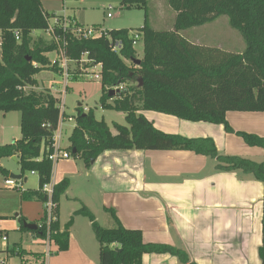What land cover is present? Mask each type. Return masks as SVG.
Instances as JSON below:
<instances>
[{
    "label": "trees",
    "instance_id": "1",
    "mask_svg": "<svg viewBox=\"0 0 264 264\" xmlns=\"http://www.w3.org/2000/svg\"><path fill=\"white\" fill-rule=\"evenodd\" d=\"M121 1L127 9L145 11V24L136 31L144 47L142 59L137 57L134 35L128 29L108 31L107 36L98 39L78 40L70 35L66 39L69 59L80 64L86 55L93 64L102 65L101 106L124 113L126 126L115 124L116 134H113L104 121L96 120L92 111L85 113L79 105L68 151L80 155L87 167L106 151H191L215 159L220 171L250 174L264 186V160L255 162L221 155L211 138L165 133L138 114L153 111L188 122L223 125L226 132L241 136L248 146L264 150V137L236 132L227 121L229 112H264V0H168L175 13L170 30L150 27L149 0ZM222 16H227L231 27L241 34L246 45L242 53L197 45L182 35ZM49 21L50 15L44 11L41 0H0V112H20L22 134L19 140L0 145V176L9 177L1 161L15 157L22 177L35 172L39 179V191L25 192L23 197H36L42 203L47 198L40 188L53 177L54 166L47 153L58 127L60 101L50 90L35 89L36 76L50 70L48 54L56 52L57 45L53 40L34 39L33 33L48 32ZM54 31L62 34L58 27ZM136 60L141 61L140 65L134 63ZM126 83L132 86L116 89ZM111 90L115 91L113 97L109 96ZM41 156L42 160L38 161ZM69 186V179L55 185L56 221L48 227L45 217L37 231H30L43 239L50 231V240L62 252L69 249L70 225L64 232L60 230L59 201ZM77 213L92 223L100 264H143L147 254H169L181 264H196L183 249L145 243L141 230L126 229L117 219V227L107 229L97 223L86 207ZM24 221L20 219L21 230L29 231L23 226ZM15 251L6 252L10 256L22 253L21 249ZM259 255L264 264V194Z\"/></svg>",
    "mask_w": 264,
    "mask_h": 264
},
{
    "label": "crops",
    "instance_id": "2",
    "mask_svg": "<svg viewBox=\"0 0 264 264\" xmlns=\"http://www.w3.org/2000/svg\"><path fill=\"white\" fill-rule=\"evenodd\" d=\"M59 1L63 2V16L68 15L69 9L74 10L73 7L69 8L65 4L66 0ZM41 2L44 11H46L43 6V2L46 0H41ZM94 2L97 3V6L99 5L98 7H104L101 0H94ZM87 3H92V1ZM149 6L155 15L154 18L153 16L148 18L150 27L155 30L172 29L175 13L170 8L168 0H149L147 11ZM88 7L93 9L91 4H88ZM105 15L108 17V11ZM72 18L75 19V17ZM83 21L93 27L100 26L95 21ZM190 30L182 32V35L184 36ZM34 35L35 33H33ZM229 114L230 112L227 114V120L234 131L264 137V112H248L238 116ZM183 122L179 125L180 129L187 130V127L192 125L198 127L201 134L197 136L183 132L173 134L186 138H211L215 141L218 152L223 150L222 153L227 155H236L231 148L235 142L241 146L243 143L251 148L246 149L249 151L245 153L264 159L263 149L250 147L243 139L241 143L234 137V133L226 132L223 125L193 123L184 120ZM232 123H238L234 124L238 130L232 126ZM239 125H242V128ZM155 128L157 127L155 126ZM0 129L5 131L3 126ZM195 130L191 133H196ZM0 139H4L2 134ZM221 145H223L222 148H220ZM252 157L247 155L249 159ZM91 165L101 167L99 176L96 175V178L100 181L103 195L100 200L101 204L95 208L96 211L104 215L105 218H108L110 213L114 222L117 223V219L126 229L141 230L145 243L165 244L181 248L196 264H249L252 255H256L257 249L259 251L262 245L264 186L253 176L243 172L241 174L240 171H220L215 159L181 150L106 151ZM88 172L89 176L95 174L90 170ZM60 177L62 181L66 179H63V175ZM27 182L24 180V183ZM60 182L56 181L55 185ZM1 185L0 193L3 190ZM0 198L3 196L0 195ZM22 199L20 212L15 216L19 217L20 226V219L38 225L44 216L43 203L36 197L30 199L22 197ZM84 207L94 215L97 221L96 213L94 214L82 202L81 209ZM3 215L5 214L0 210V232L9 236L5 229H8L10 223L4 220L5 216ZM89 226L92 228L91 221ZM32 234L38 237L36 234ZM45 247H42L41 251H29L28 257L22 258V264H34L37 260L41 261V258L42 260L44 258V264H56L64 258L66 260L88 259L89 255L88 246H85L82 241L79 242L72 233L67 251L55 254L53 243L49 244L47 240ZM6 248L22 250V245L19 242L13 246L7 243L3 245V249ZM146 258L149 259L146 260ZM166 258L163 257L160 260L166 262ZM160 260L145 255L143 264L145 261L151 263ZM177 264H179L178 261Z\"/></svg>",
    "mask_w": 264,
    "mask_h": 264
},
{
    "label": "rangeland",
    "instance_id": "3",
    "mask_svg": "<svg viewBox=\"0 0 264 264\" xmlns=\"http://www.w3.org/2000/svg\"><path fill=\"white\" fill-rule=\"evenodd\" d=\"M89 1H92V3H87ZM101 2L104 3V7L102 8L98 7L99 5L97 6V3L95 4L94 0H66L65 4H67L69 8H74V10L69 9L67 16H63L64 7L62 1L46 0V2H43V6L50 15L49 23L51 27L56 24V21L59 18L63 17L68 19L75 17L74 21L81 27H93V25L83 21L89 20L92 22H97V24L100 25L99 28L103 29L104 31L108 32L112 30L128 29L131 31V35H134L138 29L144 26V10L135 8L127 9L122 5L121 0H101ZM88 4H91L93 9L88 7ZM106 11H108V14H111V18H108L105 15ZM147 12L148 18H152V16L153 18L155 17L154 11H152L150 6ZM34 33V39L41 37L45 41L52 40V35L49 32L35 31ZM184 36L194 44L197 43L219 47L222 50L233 53H242L246 47L241 34L231 27L227 16L219 17L209 24L191 29L190 31L186 32ZM136 52L138 59L143 57L144 47L142 43L139 42V44L136 46ZM56 58V52H53L49 55V59L51 61L55 60ZM51 61L50 65L52 64ZM69 69L70 79L67 82L65 95L62 94L64 90V86H62L64 82L63 77L59 75V70L52 66L50 70H43L36 76L37 86L35 87L37 90H50V92L59 99L60 103L61 100L64 101L65 120L62 123L59 131L56 132V134L60 133V145L64 150H69L70 148V136L72 135V132L76 126L77 108L79 105L82 106L85 113L92 111L96 120L104 121L110 127L113 134H116V130L114 128L115 124L126 126L124 113L117 112L112 109H104L101 106L100 99L103 94L100 79L101 67H93L90 63H85L82 65L81 63L78 64L75 61H72L69 64ZM131 86V83H126L121 85L119 90L127 89ZM246 113L248 112H230L229 115L238 116L245 115ZM138 114H143L147 119L152 121L157 128L170 134H178L179 132H183L191 136H197L201 134L199 128L192 125L188 126L187 130L180 129L179 125L184 123L183 120L171 115L153 111H140ZM69 118H72L73 121L70 122L68 120ZM232 124V126L237 129L235 125L238 123ZM1 126L5 128V131H1L0 129V133L4 136V139H0L1 145L11 144L15 140L20 139L22 136L21 113L0 112V128ZM239 126L242 128V125ZM194 129H196V133H191L192 131L194 132ZM234 137L238 139V141L243 139L241 136H237L236 134ZM222 147L223 145L220 146V148ZM231 148H233L232 152H234L236 155H227L222 153L224 152L223 150L220 151V153L226 156H237L242 158H247V155L253 156L251 160L255 162H262L264 160L260 156L257 157L256 155L245 153L246 151H249L246 149L251 148H248L243 143L241 146L237 145L235 142V145L231 146ZM40 159H42V156ZM1 165L9 172L8 178H10L12 174L21 175L20 166L12 158L3 159L1 161ZM98 165L95 167L93 165L87 167L80 155H72L68 161H62L54 165L53 182L55 183L58 180L59 182L62 181L60 180L61 175L64 176L63 179L66 178L70 181L69 188L61 195L59 201L58 220L60 230L64 232L66 231V227L70 225V234L72 233L76 238H78L79 242L82 241L83 244L88 246L89 249L88 259L73 258L66 260L64 258L63 260L56 262V264H100L99 246L94 232L89 226L90 220L86 216L78 214L76 211L81 209L82 202L85 203L94 214L96 213V218L99 225L107 229H113L117 227V223L114 222L110 213L108 214V218H105L104 215H102L100 212H97L95 209L101 204L100 200L103 195L100 181L96 178V175L99 176L101 169V167ZM88 169L93 171L95 174L89 176ZM240 173L242 174V172ZM25 178L28 179V182L22 185V191H20L7 189L5 186V180L7 178L0 176V185L2 184L1 187L3 188L2 192L0 193V195L3 196V198H0V210H2L5 214L3 215L5 216L4 220L10 223L7 227L8 229H5L9 234L8 243L10 246H13L16 242H19L22 245L21 255L10 257L7 264H22V258H27L29 251L33 250L34 252H37L41 251L42 247L46 248V239L35 237L30 231L21 230V226L18 222L19 217H15L16 214L20 212V203L23 200L22 197L24 196L25 192L36 193L39 191V179L37 175L33 174V172H27L23 177V180ZM17 182H19V180ZM43 205L44 216L42 220L46 217L45 204L43 203ZM53 245L55 248V254L61 252L59 245L55 244L54 242ZM75 252H77L76 249ZM163 255L165 254H147V257H151L155 260L163 259V257H167V260L166 262H164V260H160L158 262L152 261L151 263L145 261V264H173V262L174 264H177L178 259L176 257H173L169 254L167 256ZM147 259L149 258H146V260ZM178 263L181 264L179 261ZM34 264H44V258L43 260L41 258V261L37 260V262ZM249 264H262L258 249L256 255H252V259Z\"/></svg>",
    "mask_w": 264,
    "mask_h": 264
},
{
    "label": "built area",
    "instance_id": "4",
    "mask_svg": "<svg viewBox=\"0 0 264 264\" xmlns=\"http://www.w3.org/2000/svg\"><path fill=\"white\" fill-rule=\"evenodd\" d=\"M108 17H111V14L108 15ZM58 19V18H57ZM54 27H58L62 34H55ZM52 35V40L57 45V58L52 62L50 66L55 67L59 70V75L63 77V95H65L66 89H67V82L70 79V69L69 64L72 62L71 59L67 56V47H68V40L66 39L67 35H70L72 38L78 39V40H89V39H98L103 36H107L108 32L104 31L103 29L99 27H81L79 26L74 20L68 19L66 17L59 18L56 21V24L50 28L48 31ZM15 37L17 41H20V36L18 33H15ZM134 46L136 47L139 44V41L141 40V36L137 33L134 34ZM86 55L83 57V60L80 62L82 65L85 63L92 64L93 67L100 66L102 69L101 64H93L92 61L87 60ZM101 79V77H100ZM54 87V86H53ZM119 89V88H116ZM60 108V118L58 122L57 130L55 131L51 143L49 146V150L47 153V159L53 164V166L59 162L67 161L71 158L72 153L70 151L64 150L61 148L60 140L61 136L60 133L56 134L57 131H59L62 123L65 120V112H64V101L61 100V103L59 104ZM70 122L73 121L72 118L68 119ZM42 159L39 158L38 161H41ZM33 174H36L33 172ZM14 180L11 178H8L5 180V186L7 189L10 190H20L22 191V185L24 184L23 178L19 180ZM19 183V184H18ZM40 192L47 198V201L45 204V213H46V225L49 227L53 222L56 221V216L54 214V211L57 207V204L53 201V196L55 192V183L51 181L50 183L44 184L40 188ZM39 227V225H38ZM50 231L48 232V236L46 240L49 242V244H52L53 242L50 240ZM8 235L4 232H0V250L4 251V253H0V264H7L8 259L11 257L10 254L6 251H8V248L3 249V245H6L8 243ZM19 251V248L16 249V253Z\"/></svg>",
    "mask_w": 264,
    "mask_h": 264
},
{
    "label": "water",
    "instance_id": "5",
    "mask_svg": "<svg viewBox=\"0 0 264 264\" xmlns=\"http://www.w3.org/2000/svg\"><path fill=\"white\" fill-rule=\"evenodd\" d=\"M134 63H135L136 65H140L141 61H140V60H136V61H134ZM109 96H110V97L115 96V91H114V90H111V91L109 92ZM73 153L75 154V150L73 151ZM13 160H14L15 162L17 161V159H16L15 157L13 158ZM92 163H94V161H92ZM10 178H11V179H14V180H21L23 177H22V175H14V174H12V175L10 176ZM24 180H25V182H27V179H26V178H25ZM23 226H24L26 229H28L29 231H37V230L39 229V227H38L37 224H35V223H28L27 221H24V222H23Z\"/></svg>",
    "mask_w": 264,
    "mask_h": 264
}]
</instances>
